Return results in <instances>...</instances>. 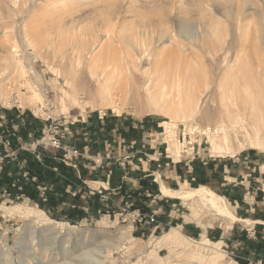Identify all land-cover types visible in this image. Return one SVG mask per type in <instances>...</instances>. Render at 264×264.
Segmentation results:
<instances>
[{"label": "rangeland", "instance_id": "rangeland-1", "mask_svg": "<svg viewBox=\"0 0 264 264\" xmlns=\"http://www.w3.org/2000/svg\"><path fill=\"white\" fill-rule=\"evenodd\" d=\"M101 73L115 85L152 74L167 94L113 104L89 93ZM21 109L39 111V129L17 125ZM3 119L39 154L9 162L17 149L0 132V264H243L212 246L234 220L167 191L222 196L186 174L264 157V0H0ZM84 178L116 192L89 193Z\"/></svg>", "mask_w": 264, "mask_h": 264}, {"label": "crops", "instance_id": "crops-1", "mask_svg": "<svg viewBox=\"0 0 264 264\" xmlns=\"http://www.w3.org/2000/svg\"><path fill=\"white\" fill-rule=\"evenodd\" d=\"M19 112L18 116L21 117V123L17 125L20 128L30 125L33 121L39 129V123L42 122L39 121V117L34 115L33 111L26 112L24 109H21ZM6 123H8L6 119L0 121V132L6 133L4 135L6 136L5 142L7 139L12 142L13 147L17 149L14 153L19 155L9 156L11 158L9 162L19 163V159H30V157L32 158L36 152L39 154L38 141L29 145L31 147H26L24 145L18 146L14 140L11 141L14 138L13 135H16V133L13 132L9 134L7 128L4 126ZM33 128L34 127H32V129ZM33 130H31V128L28 130L29 132L27 133L26 138L27 141L33 138ZM14 145L17 146L15 147ZM87 148L88 146H85L86 152L88 153ZM49 157L52 158L51 161H49L50 165H53L52 169L57 171H51V173H53L55 177L63 178L64 176H62V172L65 170V165L62 163L61 166L57 164L60 161L56 158V153L54 155H49ZM39 158L42 159L41 156H39ZM241 158L242 160L238 161ZM241 158H213V161L211 163L209 162L210 165L208 162L204 161L200 164V168H198V166L195 167V175L192 173L186 174L185 182L195 180L200 186H210L215 192L221 194L227 200L237 217L236 221H229L225 219L230 223H233L227 231L219 226L220 229L218 228L216 231L212 232L213 237L218 239L217 242H212L206 236H203V239H208V241L210 240L213 243L212 246L214 250L218 249L221 242L223 243L222 247L226 246L227 248L229 245H232L237 252L244 254L243 256L246 261L243 259L240 260L243 264H264V157L255 161L252 157H250V153L248 152L243 154ZM123 163L124 162H122V164ZM144 164L147 165L148 163L144 162ZM57 165L60 168H58ZM41 167L43 169V173L47 174L48 169L46 167L48 166L45 168L44 166ZM188 172H192V169H189ZM149 174L152 176L154 172H150ZM88 176L89 174L85 177ZM141 177L143 176H140V178ZM84 182L86 183L85 188L89 193H100L106 197L108 194L110 195L116 192V190L114 191L109 184H107V182L102 180L91 182L88 178H84ZM161 183L165 187L169 188L163 183V181H161ZM62 186L63 184L58 186V188H55L54 191L58 192ZM186 187L187 186L185 184L184 189ZM65 191L69 194L76 195L77 190L75 189L72 191L71 187H67ZM119 191H121V189ZM133 193L136 194L137 192L134 191ZM172 229H176V227ZM231 230H234V233L232 234L234 235L233 238H236L235 240L230 237L232 235L230 233ZM227 233L228 235H226ZM204 246L207 245L204 244ZM223 251H225V249H223ZM222 254L224 255V253ZM220 260L221 259H217L218 264L220 263Z\"/></svg>", "mask_w": 264, "mask_h": 264}, {"label": "bare ground", "instance_id": "bare-ground-1", "mask_svg": "<svg viewBox=\"0 0 264 264\" xmlns=\"http://www.w3.org/2000/svg\"><path fill=\"white\" fill-rule=\"evenodd\" d=\"M182 31L185 33H190L191 27L185 26L182 28ZM113 78L114 77L112 76V74L109 73L107 75L106 74L104 75V73L99 74L96 78V82H95L96 84L94 85L96 88L94 90L89 88V93L91 92V95H96V96L98 95L100 98H103L106 101L113 102V104L114 101L120 100L124 102L145 101L149 104L153 103L155 105H157L158 101L161 100V98L163 99V97L167 94L164 91L166 87L164 86L158 87L157 84L158 82L155 80V77L152 76V74H149V76L146 77L145 79L144 78L141 79L139 77H135V78L133 77L131 81L120 80L121 82H118L120 83L118 85L113 84ZM33 94L36 97V99L39 100L41 96L39 91L34 90ZM167 193L168 194L171 193L170 195L177 197L184 196L186 199H192L193 197H197L201 199V201L204 202V204L208 208H210L216 215L220 217L222 216L225 219L235 220L232 213L229 211L227 207L225 199L222 196L215 194L214 192H212L207 188L196 189L193 191H186L183 193L173 192L168 190Z\"/></svg>", "mask_w": 264, "mask_h": 264}, {"label": "built area", "instance_id": "built-area-1", "mask_svg": "<svg viewBox=\"0 0 264 264\" xmlns=\"http://www.w3.org/2000/svg\"><path fill=\"white\" fill-rule=\"evenodd\" d=\"M33 113H34V115L35 116H37V117H39V111L37 112H35V111H33ZM55 118L52 116V115H48L47 116V118H46V120H54ZM50 140V144L51 145H53V146H55V147H60V144H61V140H60V138H55V137H52V138H50L49 139ZM68 155L70 156L71 154V151H68Z\"/></svg>", "mask_w": 264, "mask_h": 264}, {"label": "trees", "instance_id": "trees-1", "mask_svg": "<svg viewBox=\"0 0 264 264\" xmlns=\"http://www.w3.org/2000/svg\"><path fill=\"white\" fill-rule=\"evenodd\" d=\"M50 158V157H49Z\"/></svg>", "mask_w": 264, "mask_h": 264}]
</instances>
